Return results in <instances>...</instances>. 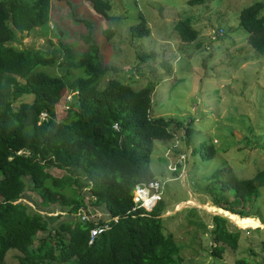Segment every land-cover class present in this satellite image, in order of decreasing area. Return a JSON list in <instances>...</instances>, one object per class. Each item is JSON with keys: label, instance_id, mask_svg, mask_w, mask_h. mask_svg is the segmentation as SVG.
I'll return each mask as SVG.
<instances>
[{"label": "trees", "instance_id": "trees-1", "mask_svg": "<svg viewBox=\"0 0 264 264\" xmlns=\"http://www.w3.org/2000/svg\"><path fill=\"white\" fill-rule=\"evenodd\" d=\"M195 1L199 0L188 3ZM91 3L107 20L117 23L120 19L110 12L111 0ZM263 7L262 1H255L239 12V24L259 53L264 51ZM50 10V0H0V260L16 250L20 252L15 254L16 264H68L73 260L77 264H180L183 257L178 244L171 232L163 231V197L150 210L133 208V191L136 183L156 178L150 167L154 140L173 138L174 124L184 128L190 143L192 120L183 123L152 116L155 83L134 88L115 75L117 67L103 65L99 45L91 36L92 24L86 19L85 50L75 51L71 43L63 41L50 40L48 47L21 44L23 32L45 29ZM191 19L185 16L174 23L183 42L200 33ZM130 31L137 38L150 34L144 18L131 25ZM218 31L215 33L222 34ZM113 32L108 26L103 29L108 38ZM137 57L147 61L154 58V52L142 51ZM160 64L167 73L172 72L168 61ZM63 101L66 107L60 108ZM198 152L203 159L211 158L216 148L204 142ZM51 167L63 173L54 174ZM263 178L264 168L250 178L222 180L216 170L205 189L212 203L225 212L251 217L254 214L246 208L259 194ZM84 188L91 196L83 193ZM27 190L43 206L59 204L76 214L82 206L89 209L104 204L117 219H111L110 227L90 240V228L95 225L92 219L81 220L77 215L51 227L50 220L62 214L32 210L28 202L19 200ZM212 218L215 240L236 248L241 233L227 228L225 216L215 213ZM48 228L53 233L41 239L36 250L32 248L35 236ZM223 249L216 245L212 251L220 255ZM251 251L253 256L242 255L236 264H264V254Z\"/></svg>", "mask_w": 264, "mask_h": 264}, {"label": "rangeland", "instance_id": "rangeland-1", "mask_svg": "<svg viewBox=\"0 0 264 264\" xmlns=\"http://www.w3.org/2000/svg\"><path fill=\"white\" fill-rule=\"evenodd\" d=\"M255 1L264 3V0L193 3L111 0V14L121 16L116 23L96 12L91 0H50V17L45 29L41 26L25 31L21 38V44L25 45L48 47L52 40L71 43L75 51L85 50L87 45L82 35L88 31L86 19L92 24L91 36L99 45L103 65L117 67L115 75L119 74L134 88H141L149 81L155 83L151 94L152 116L172 117L183 123L192 120L190 143L186 142L184 128L171 124L174 137L167 141L154 140L150 161L154 176L163 182L160 194L165 202L163 231L171 232L178 244L183 257L180 264H236L242 255L253 256L251 249L258 255L264 254V185L259 187L255 200L247 205L246 209L254 214L251 217L225 212L212 203L205 189L209 176L216 170L222 180L231 176L250 178L264 168V51L259 53L252 48L247 31L239 24L240 10ZM260 15L264 16V7ZM185 16H191L192 26L200 31L196 39L187 42L181 41L174 30L176 20ZM141 18L146 20L150 34L133 37L130 26ZM107 26L114 31L109 38L103 33ZM220 28H223L222 34L215 33ZM142 51H153L154 58L141 62L137 54ZM162 60L171 64L172 72L167 73L161 66ZM111 74L114 71L108 77ZM173 76L176 78L172 79ZM26 97L27 101L32 99L29 95ZM63 107H66L64 101L60 105ZM58 114H61L59 110ZM204 142L216 148L213 157L200 156L199 146ZM181 153L186 157L184 168L178 160ZM170 162H176L179 168L168 169ZM50 170L58 175L63 173L55 167ZM24 179L30 181L29 177ZM83 193L91 196L87 188ZM19 200L28 202L32 210L40 213H61L63 217L50 220L51 227L77 215L80 219L85 215L92 220L110 216L104 204L92 205L90 210L82 206L76 214L68 213L59 204L43 206L32 190H27ZM215 213L228 219L229 230L241 233L236 248L215 240L211 230ZM248 222L253 223L245 225ZM255 225L258 230L250 229V232L248 228ZM49 233H53L49 228L41 230L32 248L36 250L40 240L48 238ZM216 245L224 247L220 255L212 251ZM17 253L20 252L8 251L0 264H16ZM68 264L77 263L73 260Z\"/></svg>", "mask_w": 264, "mask_h": 264}, {"label": "built area", "instance_id": "built-area-1", "mask_svg": "<svg viewBox=\"0 0 264 264\" xmlns=\"http://www.w3.org/2000/svg\"><path fill=\"white\" fill-rule=\"evenodd\" d=\"M219 32L222 33L221 30ZM70 97L71 95L69 96L66 95L67 99H69ZM43 114L46 115L45 112H42V116ZM178 160L179 162L182 163L181 167L184 168L186 165L185 164V160H186L185 154L181 153ZM177 168H178V164L176 162H170L168 165V169L172 171L176 170ZM162 188H163V182H161L158 178L149 180L147 182L140 181L136 183L134 193H133V200L135 202V205L133 206V208L144 206L146 209H151L152 206L156 203V201L161 197L160 194L162 193ZM144 196H145V199L151 198L152 203H146V200H144ZM81 219L87 220L91 218L86 219V216L82 215ZM113 219L116 220L117 216H114ZM93 220L95 222V225H93L90 228V232H89L90 240H93L98 234H100L105 229L110 227L109 222L106 220L100 223L97 222V219H93Z\"/></svg>", "mask_w": 264, "mask_h": 264}, {"label": "clouds", "instance_id": "clouds-1", "mask_svg": "<svg viewBox=\"0 0 264 264\" xmlns=\"http://www.w3.org/2000/svg\"><path fill=\"white\" fill-rule=\"evenodd\" d=\"M69 94H70V93H69ZM41 115H42V112H41ZM178 168H179V166H178ZM178 168H177V169H178ZM177 169H176V170H177ZM176 170H174V171H176ZM134 189H135V188H134ZM133 193H134V191H133ZM133 201H134V200H133ZM156 202H157V201H156ZM134 205H135V202H134ZM142 207H144V206H142ZM144 208H145V207H144ZM145 209H146V208H145ZM147 210H150V209H147ZM109 215H110V216H109L108 218H106V219H102V220H101V219H97V222L100 223V222H103V221H105V220L109 222V221H110L111 219H113V217L115 216V215H111V214H109ZM239 216H240V215H239ZM93 221H94V220H93Z\"/></svg>", "mask_w": 264, "mask_h": 264}, {"label": "bare ground", "instance_id": "bare-ground-1", "mask_svg": "<svg viewBox=\"0 0 264 264\" xmlns=\"http://www.w3.org/2000/svg\"><path fill=\"white\" fill-rule=\"evenodd\" d=\"M144 200H146V203H152V199L151 198H147L145 199V196H144ZM245 219V218H244ZM253 222H248L246 223L245 225H251Z\"/></svg>", "mask_w": 264, "mask_h": 264}, {"label": "water", "instance_id": "water-1", "mask_svg": "<svg viewBox=\"0 0 264 264\" xmlns=\"http://www.w3.org/2000/svg\"><path fill=\"white\" fill-rule=\"evenodd\" d=\"M137 204H139V203H137Z\"/></svg>", "mask_w": 264, "mask_h": 264}]
</instances>
